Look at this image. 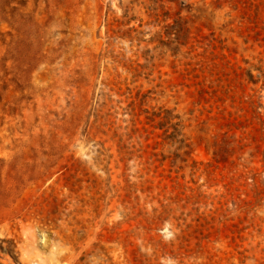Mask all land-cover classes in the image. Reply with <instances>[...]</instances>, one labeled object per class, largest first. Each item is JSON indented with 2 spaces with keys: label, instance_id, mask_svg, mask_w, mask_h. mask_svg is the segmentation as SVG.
<instances>
[{
  "label": "rangeland",
  "instance_id": "rangeland-1",
  "mask_svg": "<svg viewBox=\"0 0 264 264\" xmlns=\"http://www.w3.org/2000/svg\"><path fill=\"white\" fill-rule=\"evenodd\" d=\"M0 264H264V0H0Z\"/></svg>",
  "mask_w": 264,
  "mask_h": 264
}]
</instances>
